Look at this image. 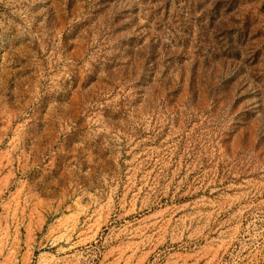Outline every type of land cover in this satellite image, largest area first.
Returning <instances> with one entry per match:
<instances>
[{
    "label": "rangeland",
    "instance_id": "1",
    "mask_svg": "<svg viewBox=\"0 0 264 264\" xmlns=\"http://www.w3.org/2000/svg\"><path fill=\"white\" fill-rule=\"evenodd\" d=\"M0 264H264V0H0Z\"/></svg>",
    "mask_w": 264,
    "mask_h": 264
}]
</instances>
